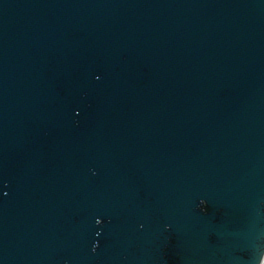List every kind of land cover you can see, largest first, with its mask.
Instances as JSON below:
<instances>
[{
  "label": "water",
  "instance_id": "95a60500",
  "mask_svg": "<svg viewBox=\"0 0 264 264\" xmlns=\"http://www.w3.org/2000/svg\"><path fill=\"white\" fill-rule=\"evenodd\" d=\"M264 0H0V264H262Z\"/></svg>",
  "mask_w": 264,
  "mask_h": 264
},
{
  "label": "bare ground",
  "instance_id": "6f19581e",
  "mask_svg": "<svg viewBox=\"0 0 264 264\" xmlns=\"http://www.w3.org/2000/svg\"><path fill=\"white\" fill-rule=\"evenodd\" d=\"M262 264H264V260H263V263Z\"/></svg>",
  "mask_w": 264,
  "mask_h": 264
}]
</instances>
